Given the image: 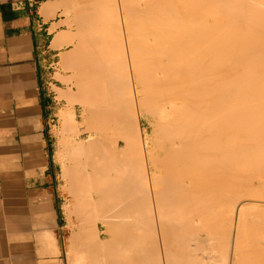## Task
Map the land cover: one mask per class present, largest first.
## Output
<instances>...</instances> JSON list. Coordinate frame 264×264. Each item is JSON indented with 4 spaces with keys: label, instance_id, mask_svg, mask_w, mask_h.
<instances>
[{
    "label": "bare ground",
    "instance_id": "1",
    "mask_svg": "<svg viewBox=\"0 0 264 264\" xmlns=\"http://www.w3.org/2000/svg\"><path fill=\"white\" fill-rule=\"evenodd\" d=\"M59 10L61 97L90 115L60 114L77 160L65 212H87L70 264H264L262 209L253 221L240 204L264 200V0H45L41 14Z\"/></svg>",
    "mask_w": 264,
    "mask_h": 264
},
{
    "label": "crops",
    "instance_id": "2",
    "mask_svg": "<svg viewBox=\"0 0 264 264\" xmlns=\"http://www.w3.org/2000/svg\"><path fill=\"white\" fill-rule=\"evenodd\" d=\"M44 3L0 0V264H64L56 145L66 47L51 43L65 29L56 12L41 14Z\"/></svg>",
    "mask_w": 264,
    "mask_h": 264
},
{
    "label": "rangeland",
    "instance_id": "3",
    "mask_svg": "<svg viewBox=\"0 0 264 264\" xmlns=\"http://www.w3.org/2000/svg\"><path fill=\"white\" fill-rule=\"evenodd\" d=\"M61 11L59 10V11H56V15L58 16L57 18H59V19H62V21H60V24L63 26V29H66L67 31H69L68 29H67V27L68 28H70L69 27V25H64V24H68V22L65 20V19H63V18H65V16L64 15H60L61 13H60ZM66 26V27H65ZM65 30V31H66ZM73 32H75V26L73 25ZM68 50V51H67ZM69 50H70V48H66L65 50H64V52L61 54V57L63 56V55H65L66 53H68L69 52ZM61 63H62V61H61V58H60V63L58 64V68L60 69V71L62 72V74H63V77L61 78V81H62V83H64V84H62L63 85V92L65 93L66 92V90H67V86H68V81H70V76H71V73H70V69L67 67L68 66V64H67V66H65V67H63L62 65H61ZM63 70V71H62ZM66 70V71H65ZM65 79V80H64ZM66 87V88H65ZM65 100V99H64ZM66 101V100H65ZM66 107H68V111L69 112H71L72 110H73V112H71V113H73L74 114V119L75 120H77V121H81V116L83 115V114H85L84 116L85 117H88V118H90V115H89V113L88 112H85V113H83L82 111H81V107L80 106H78V105H74V107H70V106H68V104H67V102H66ZM70 107V108H69ZM71 109V110H70ZM66 111V110H65ZM76 114V115H75ZM80 116V117H79ZM80 118V119H79ZM89 126L91 127L92 126V122H90L89 123ZM142 129H144V130H146V137H148L149 135H150V133L149 132H151V130H150V128L148 127V125L145 123V122H143V126H142ZM149 131V132H148ZM68 135V137H70V140H71V138H72V140H74L73 138L74 137H71L70 135H69V133L67 134ZM86 137V135H81V139H82V141H85V138ZM71 140V141H72ZM76 140V139H75ZM74 140V141H75ZM59 145V143L56 145V149L58 150L57 151V153L58 152H60L63 148H61V145L60 146H58ZM59 148V149H58ZM66 152H69L68 150L66 151ZM66 152H65V154H66ZM61 154H62V156H58L57 154V158H59V163H60V170H59V175H60V178H61V184H62V187H61V191H62V195H63V198H64V201H63V209H64V212L65 211H67L65 208H70V204L72 203V197L71 196H69V195H71V194H69L70 193V191H71V188L69 189V192H68V190H67V188H69L68 186L69 185H72L70 182H69V185H68V181H67V178H64L63 177V170H64V168L65 169H67V167L69 166L70 167V165L71 166H73L74 164H75V162L77 161L76 159L74 160L71 156H67V154L65 155L64 154V152L62 153V152H60ZM64 155V156H63ZM68 155H70V152H69V154ZM63 157V158H62ZM70 158V160L68 161V158ZM71 159L72 160H74V161H71ZM71 161V162H70ZM81 161L82 162H84L85 161V158H82L81 157ZM73 162V163H72ZM69 163H70V165H69ZM77 163V162H76ZM73 164V165H72ZM76 165V164H75ZM70 187H72V186H70ZM263 194H264V192H262ZM68 194V195H67ZM261 194V193H260ZM263 194H261V195H263ZM264 196V195H263ZM262 197V196H261ZM70 198V199H69ZM244 198V197H243ZM241 199V202H240V204L242 205V206H244L245 207V209L246 210H248V211H245L246 213H252L251 214V218L253 217L254 218V215H255V213H256V215H255V218H254V220L257 218L258 219V217L259 216H263L264 215V210H263V205H261L262 203L264 204V200H261V199H257L256 200V198L254 199V197H253V199H249V201L247 200H245V198L244 199ZM262 198H264V197H262ZM71 202V203H70ZM247 202V203H246ZM258 202V203H257ZM70 203V204H69ZM251 203H254V204H252V205H250ZM244 204V205H243ZM246 204V205H245ZM247 204L248 205H250V206H247ZM255 205V206H254ZM247 206V207H246ZM254 206V208H251V207H253ZM249 207V208H248ZM257 207H259V209H262V211L261 210H259V212L261 213V215H259V216H257L258 215V213L259 212H255V208L256 209H258ZM263 207V208H262ZM249 209H251V210H249ZM85 211V210H84ZM83 210H81V211H77L76 210V214H78V215H76V214H74L73 215V213H71V215H68V212H65V215H66V217H67V225H66V227H65V229H64V235H63V238H62V242H63V257H64V264H70V262L72 261H69L68 259H70V258H67L69 255H71V258L73 259L74 257L76 258V256H78L76 259L77 260H79L80 261V254L79 253H76L77 251L75 250V249H77L76 248V246L77 245H75V244H73L74 245V249H71L72 247L71 246H69V241H68V238L66 237V236H68L69 237V233H70V235L71 234H76L75 232H77L78 230V228H74V227H76L75 225H77V227H79L78 225L79 224H81V222L83 223V225H84V222H83V220L80 222L79 221V219H82V218H80V216L81 215H83V213L82 212H84ZM249 211H251V212H249ZM253 211V212H252ZM256 211H258V210H256ZM78 212H81L82 214L80 215V213H78ZM86 212V211H85ZM255 212V213H254ZM87 213V212H86ZM259 213V214H260ZM80 215V216H79ZM74 216H77V218L76 217H74ZM79 216V217H78ZM253 218H252V220H253ZM71 220V222H73L72 224H74V226L72 225L71 226V224H70V221ZM253 220V221H254ZM68 223H69V225H68ZM75 223H77V224H75ZM110 228L113 230V229H117V226H116V224H113L112 225V227H111V225H110ZM75 230V231H74ZM70 231V232H69ZM100 231H101V233H104L103 232V229H100ZM116 230H113V232H115ZM72 232H74V233H72ZM116 233L117 232H115V233H113L114 235H116ZM114 235H113V237H112V239H114ZM66 239H67V241H66ZM102 240H104V239H106L104 236H102V238H101ZM68 243V244H67ZM70 249L72 250V251H70ZM73 250H75L74 252H73ZM72 253H73V255H75L74 253H76V256H74V257H72L73 255H72ZM78 254V255H77ZM70 257V256H69ZM74 258V259H75Z\"/></svg>",
    "mask_w": 264,
    "mask_h": 264
}]
</instances>
